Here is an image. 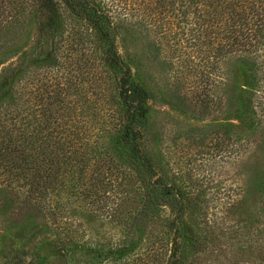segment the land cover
<instances>
[{
    "label": "trees",
    "instance_id": "16d2710c",
    "mask_svg": "<svg viewBox=\"0 0 264 264\" xmlns=\"http://www.w3.org/2000/svg\"><path fill=\"white\" fill-rule=\"evenodd\" d=\"M2 1L0 63L10 58L5 53L11 47L19 46L26 23L32 19L34 26L30 44L17 50L16 58L0 71V189L16 198L17 209H31L47 218L49 226H55L72 243L80 237L78 229L70 226L76 221L72 210L88 209L95 216L122 222L136 199H141L140 216L158 217L167 210L166 227L172 236L165 264L185 263V242L192 250L210 249V231L204 229L206 213L201 212L203 217L198 215L196 221L187 220L192 192L166 180L145 149L149 91L133 78L132 66L118 50L122 32L101 2ZM149 3L161 14L183 7L182 13L192 10L196 39L209 46L214 68L223 67L224 78H217L222 92L219 86L213 90L233 120L224 124V134L227 144L241 141L245 148L241 195L234 203L250 213L256 209L259 264H264V0ZM63 9L92 34L89 53L93 56L73 67H66L64 60L72 51L61 49L58 38ZM148 21L153 22L151 16L125 25L138 30L149 57L164 68L167 59L158 58L167 32H160L161 39L149 36ZM237 70L243 75L241 84ZM254 198L257 204L249 209ZM47 234L48 228L36 226L28 238L31 249ZM59 242L70 251L64 237ZM29 251L27 262L21 255L15 264H36Z\"/></svg>",
    "mask_w": 264,
    "mask_h": 264
},
{
    "label": "rangeland",
    "instance_id": "374dc122",
    "mask_svg": "<svg viewBox=\"0 0 264 264\" xmlns=\"http://www.w3.org/2000/svg\"><path fill=\"white\" fill-rule=\"evenodd\" d=\"M99 1L119 25L122 34L117 40L118 50L132 66L133 78L149 91L144 137L147 153L166 180H174L192 192L187 220L196 221L198 215H203L201 212L206 213L204 229L210 231L212 246L192 250L185 242L184 264H259L256 209L250 213L243 207L237 209L234 203L241 195L240 171L245 148L241 141L227 144L224 124L233 120L226 112L225 102H218L213 90L219 86L222 92L223 85L217 84V78H224L223 67L214 68L209 46L201 45V38L196 39L198 30L192 10L182 13L183 7L161 14L152 3L147 4L148 0ZM61 15L62 34L58 38L62 41L61 49L72 51L64 60L66 67L68 64L73 67L93 56L89 53L92 34L68 10L63 9ZM150 16L153 22L148 21L149 36L161 39L160 32H167L159 55L167 59L164 68L149 57L138 30L125 25L130 20L144 21ZM33 26L32 19L26 23L19 46L5 53L10 58L0 63V71L16 58L17 50L30 44ZM142 31L147 32L144 28ZM237 75L239 84L243 83L240 70ZM183 105L188 110H183ZM217 123L222 125L214 128ZM207 124L211 125L202 129L193 127ZM191 127L193 131L189 130ZM204 129L207 134L201 137ZM141 204V199H136L133 212L122 222L95 216L88 209L72 210L76 221L70 226L77 228L80 236L77 243H72L55 226L50 227L47 218L31 209H17L16 198L0 189V264H15L21 255L27 262L29 249L36 264H165L172 236L166 227L167 210L158 217L140 216ZM256 204L254 198L247 207ZM36 226L48 228L49 234L31 249L28 238ZM60 237L65 238L70 251L61 248Z\"/></svg>",
    "mask_w": 264,
    "mask_h": 264
}]
</instances>
